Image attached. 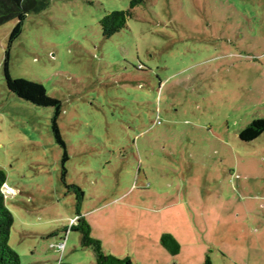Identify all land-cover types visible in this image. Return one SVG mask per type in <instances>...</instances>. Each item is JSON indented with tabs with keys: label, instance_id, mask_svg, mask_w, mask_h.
Instances as JSON below:
<instances>
[{
	"label": "rangeland",
	"instance_id": "obj_1",
	"mask_svg": "<svg viewBox=\"0 0 264 264\" xmlns=\"http://www.w3.org/2000/svg\"><path fill=\"white\" fill-rule=\"evenodd\" d=\"M130 3L49 0L11 46L12 75L62 102L65 175L54 108L7 86L17 20L0 25L10 245L21 264H96L71 230L83 216L136 264H264V132L240 139L264 117V0H143L105 37L101 19Z\"/></svg>",
	"mask_w": 264,
	"mask_h": 264
},
{
	"label": "trees",
	"instance_id": "obj_2",
	"mask_svg": "<svg viewBox=\"0 0 264 264\" xmlns=\"http://www.w3.org/2000/svg\"><path fill=\"white\" fill-rule=\"evenodd\" d=\"M143 0H131L130 7L127 10H114L109 12L101 19L103 35L107 38L120 32L127 26L129 17L133 15V8ZM49 5V0H0V25L5 22L16 19L17 23L10 33L9 46L4 60V73L6 83L10 91L19 97L42 106H52L54 114L52 118V131L55 140L64 149L63 152V175L67 170L65 162L68 161L66 141L64 140L60 126L59 118L62 114V102L59 98L48 93L46 87L33 80L23 77H15L10 70V51L13 42L22 34L27 16L30 13L39 12ZM264 132V117L255 118L241 131L240 139L242 141L253 140ZM6 173L0 168V264H21L20 254L10 245L11 231L14 226V214L6 202ZM71 230H78L81 233V245L92 248L96 256V264H136L129 257L120 258L103 249L102 242L91 235V226L83 216L77 219V225L72 226ZM163 246L169 249L172 254H178L181 251L180 242L171 233H165L161 237ZM202 264H213L209 256Z\"/></svg>",
	"mask_w": 264,
	"mask_h": 264
},
{
	"label": "built area",
	"instance_id": "obj_3",
	"mask_svg": "<svg viewBox=\"0 0 264 264\" xmlns=\"http://www.w3.org/2000/svg\"><path fill=\"white\" fill-rule=\"evenodd\" d=\"M60 248H63L65 247V244L63 242H61L59 245H58Z\"/></svg>",
	"mask_w": 264,
	"mask_h": 264
},
{
	"label": "crops",
	"instance_id": "obj_4",
	"mask_svg": "<svg viewBox=\"0 0 264 264\" xmlns=\"http://www.w3.org/2000/svg\"><path fill=\"white\" fill-rule=\"evenodd\" d=\"M100 241L102 242V240L100 239Z\"/></svg>",
	"mask_w": 264,
	"mask_h": 264
}]
</instances>
